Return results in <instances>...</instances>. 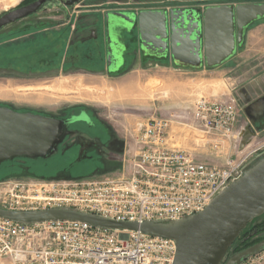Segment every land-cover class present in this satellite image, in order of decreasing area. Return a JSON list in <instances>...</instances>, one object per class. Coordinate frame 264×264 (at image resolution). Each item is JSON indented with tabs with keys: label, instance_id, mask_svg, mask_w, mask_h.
<instances>
[{
	"label": "built area",
	"instance_id": "obj_1",
	"mask_svg": "<svg viewBox=\"0 0 264 264\" xmlns=\"http://www.w3.org/2000/svg\"><path fill=\"white\" fill-rule=\"evenodd\" d=\"M191 128L209 141L237 140L234 100L200 98ZM175 117L151 118L131 134L132 144L117 178L85 181L0 183V208L39 212L73 209L116 222H178L203 212L239 179L253 154L229 158L225 166L199 162L171 146ZM199 138V137H197ZM259 149H264V145ZM127 167L129 172L127 173ZM174 240L94 227L82 221L21 223L0 218V264H173ZM264 251L242 264H263Z\"/></svg>",
	"mask_w": 264,
	"mask_h": 264
},
{
	"label": "water",
	"instance_id": "obj_2",
	"mask_svg": "<svg viewBox=\"0 0 264 264\" xmlns=\"http://www.w3.org/2000/svg\"><path fill=\"white\" fill-rule=\"evenodd\" d=\"M50 0H38L0 17V30L39 12ZM108 23L120 18L129 33L137 27L143 55L165 59L193 69L219 68L237 54L247 30L264 19V3L211 6L205 10L180 8L143 10L138 16L110 12ZM130 43V42H128ZM108 63L115 55L109 47ZM59 121L22 115L0 109V161L19 157H44L59 139ZM264 215V156L224 190L201 213L178 222H116L73 209L39 212L9 211L0 208V218L21 223L82 221L94 227L140 232L176 242L173 264H242L264 251V239L226 256L241 233Z\"/></svg>",
	"mask_w": 264,
	"mask_h": 264
},
{
	"label": "crops",
	"instance_id": "obj_3",
	"mask_svg": "<svg viewBox=\"0 0 264 264\" xmlns=\"http://www.w3.org/2000/svg\"><path fill=\"white\" fill-rule=\"evenodd\" d=\"M239 2L240 0H70L69 6L74 9L71 16L74 18L75 29L72 31L73 53L67 57L68 64L77 69L76 71L101 76L103 87L93 82L90 83L91 87L84 89L95 92L99 88L102 97H109L113 93L115 103L122 106H140L144 103L141 98L146 95L143 91L145 87L156 86L161 89L154 92L153 110L156 101L163 99V107L158 109L165 115L162 118L175 116L171 129L175 139L170 145L176 146L180 143L183 150L186 147V129L189 128L190 122L193 123V104L199 97L221 100L216 88H225L221 96H235L238 101L240 114L236 126L237 140L221 142V146L215 151L210 147L209 153L222 155L223 162L219 167L225 166L229 158L241 159L253 152L251 158L264 150L259 149L264 143H257L259 138L264 136V73L257 78L247 75L256 69H263L264 72V19L247 30L244 45L238 48L237 54L228 64L215 69H193L175 63L171 57L159 59L143 55L137 27L132 34L123 19L115 18L109 24L107 18L110 12L138 16L143 10H205L211 6L245 4ZM59 32L55 30L52 35ZM88 42L99 43L105 64L101 71L86 70L79 66V47L87 45ZM109 47L115 52V55L111 56L115 64L113 68H110L108 63ZM256 60L261 61L251 66ZM70 85L71 80L66 79L51 87L54 92L61 93L63 90L61 94H65L70 92ZM77 90L76 95L80 96L76 99H85L79 88ZM4 91L7 92H2ZM88 97L97 98L93 95Z\"/></svg>",
	"mask_w": 264,
	"mask_h": 264
},
{
	"label": "rangeland",
	"instance_id": "obj_4",
	"mask_svg": "<svg viewBox=\"0 0 264 264\" xmlns=\"http://www.w3.org/2000/svg\"><path fill=\"white\" fill-rule=\"evenodd\" d=\"M31 1L34 0H0V16ZM60 1L63 3V10L64 8H67L66 11L69 12L74 10L73 6H69V0ZM241 2L264 3V0H240L239 3ZM56 8L53 2L45 6L41 10L43 12L40 13V15H34L28 19H24L18 22L17 25L20 23L26 24V22H34L33 20H35L37 16L45 17L47 16L46 14L53 11V9L57 10ZM60 16L62 15L59 14V16L54 19H45L44 22L48 27V25H52L59 21V19L62 18ZM12 30H16V28ZM2 33H4V31ZM1 40H3V38L0 39V43ZM1 49H3V47H0V50ZM260 61L261 60H256L252 62L251 66L259 64ZM73 71L65 73L48 71L36 75L35 72L8 73L0 69V87L7 91L2 92L3 90L0 88L1 103L12 104L16 107L43 110L55 116L59 115L66 107L76 106L86 108L90 115L86 117L87 121L68 120V125L62 128L57 144L48 155L38 158L22 157L7 161L0 169V171H2V169L8 170L4 173L6 175H0V183L11 180L75 182L100 180L106 177L117 178L123 174V159L126 156L128 148H130L132 144L131 134L133 131L139 124L147 122L148 119L165 117L163 113L158 111V109L163 107V99L159 100L157 98L159 101H156L153 110V102L155 99L154 92L161 90L157 89L158 87L151 86V88L145 87L143 89L146 95L141 98L143 99L141 102L144 103L140 104V106H131L128 104L122 106L115 103L116 99L113 93H111L109 97H102L100 96V91H98L101 90L99 88L95 92L84 89L91 87L90 83L93 82L103 87L101 76ZM262 73H264L263 69H256L254 72H250L247 75L257 78L261 76ZM66 79L71 80L70 92L65 94H61L64 92L63 90H61V93L54 92L51 85L63 82ZM77 88H79V92L82 93L85 99H76L80 96L76 95L78 93L76 92L78 91ZM224 89L225 88L222 87L216 88V93L220 95V99L227 100L230 98L238 105L237 97L221 96ZM88 95H93L99 98V100L93 97L89 98ZM200 98L203 97H199V99ZM186 122L189 123V121ZM191 123L192 122L189 124V128L186 129L187 137L185 141L186 147L184 149L200 162L212 166H220L223 162L221 158L222 155H212L209 153L211 147L209 141L206 140V138L201 139L202 135L191 128ZM257 143H264V136H261ZM257 143H255V145ZM177 146H180V143L177 144ZM262 156H264V150L254 154L253 157L247 160L244 168H250L255 162L261 159ZM128 172L129 169L127 167V173ZM263 221L264 217L252 224L247 229V233L251 231L255 225L262 224ZM260 236L263 235H258V237ZM238 244L239 243H237V245Z\"/></svg>",
	"mask_w": 264,
	"mask_h": 264
},
{
	"label": "flooded vegetation",
	"instance_id": "obj_5",
	"mask_svg": "<svg viewBox=\"0 0 264 264\" xmlns=\"http://www.w3.org/2000/svg\"><path fill=\"white\" fill-rule=\"evenodd\" d=\"M36 1L38 0H34L26 4H22L16 9L26 7ZM53 2H54V5L57 7L56 8L57 10L53 9V11L48 12L46 14L47 16L45 17L37 16V18L33 20L34 22H26V24L20 23L19 25H17L18 22H21L24 20L22 19L0 30V33L4 31V33L0 34V39L3 38V40H1L0 47H3V49H6V51H12L13 49L17 50V52L15 53V56H12V55L10 56L11 60L9 59L10 60L9 65L0 67V69H3V71H6L8 73H12V72H16V73L33 72L34 73L35 72L36 75L44 73V72H48V71L65 73V72H70L73 70H74L73 72H75L77 70L71 67L67 61V57L71 53L74 47V44H73L74 35L72 32L73 29H75L74 18L73 16H71V12L66 11L67 8H64V10L62 9L63 3L60 0H50L45 6H48ZM68 3H70V0ZM41 10L34 15L35 16L40 15V13L43 12ZM59 14L62 15L60 16L62 18L59 19V21L55 22L54 24L48 25L47 27V25L44 22L45 19H54L55 17L59 16ZM34 15L29 16L28 18L33 17ZM28 18H25V19H28ZM15 28L16 30H12ZM55 30L56 32L60 31L59 34H57V36L61 38V41H62V44L57 45L58 47L56 46L57 52L60 53L58 49H61L62 46L64 48V56L59 66L55 65V62L53 59V57L54 58L57 57V55L55 54V50L53 52H50V51H47L46 49L47 36L48 35L51 36L52 32ZM50 54H51V59L49 58ZM16 58L18 59V62L16 61ZM113 67H115V64L112 61L110 68H113ZM0 109L11 110V111H14L22 115L31 114L34 116H40L46 119L59 121L60 122L59 128H58L59 137H60L62 128L68 125L67 124L68 120L69 121L86 120V117L90 116L86 108H83V107L81 108V107H76V106L64 108L62 112L57 116L50 114L48 112H45L43 110H37V109H32V108H27V107H16L12 104H6V103L4 104L1 102H0ZM19 158H22V157H19ZM35 158H38V157H35ZM14 159H17V158H14ZM14 159H7V160L0 161V169L2 166L5 165L7 161L14 160ZM7 171H8L7 169H2V171H0V175L4 174ZM231 257H232V254H229L225 260V263Z\"/></svg>",
	"mask_w": 264,
	"mask_h": 264
},
{
	"label": "trees",
	"instance_id": "obj_6",
	"mask_svg": "<svg viewBox=\"0 0 264 264\" xmlns=\"http://www.w3.org/2000/svg\"><path fill=\"white\" fill-rule=\"evenodd\" d=\"M254 2V1H251ZM46 49L47 51L53 52L55 50V54L57 57H53L55 65L59 66L61 63V60L64 56V48L62 46L61 49H58L60 53L57 52L56 46L59 44H62L61 38H59L57 35H51L47 36L46 40ZM58 47V46H57ZM79 51H81L79 66L86 70H94V71H101L104 67V57L101 56V50L99 47L98 42H88L87 45H81L79 47ZM17 50L13 49L12 51H6V49H2L0 51V67H4L9 65L10 63V56H15V53ZM73 53V51H71ZM49 58L51 59V54L49 55ZM10 59V60H9ZM16 61L18 62V59L16 58ZM264 217V215L262 216ZM258 218L254 220L239 236L235 244L232 246L230 251L228 252L227 256L229 254H232L234 256L235 254L253 246L254 244L260 242L264 239V221L262 224L255 225L251 231L247 233V229L254 224L256 221L261 220V218ZM258 235H263L258 237ZM237 243H239L237 245ZM239 246V247H238ZM237 252V253H236ZM226 256V258H227Z\"/></svg>",
	"mask_w": 264,
	"mask_h": 264
},
{
	"label": "bare ground",
	"instance_id": "obj_7",
	"mask_svg": "<svg viewBox=\"0 0 264 264\" xmlns=\"http://www.w3.org/2000/svg\"><path fill=\"white\" fill-rule=\"evenodd\" d=\"M61 88V87H60Z\"/></svg>",
	"mask_w": 264,
	"mask_h": 264
}]
</instances>
